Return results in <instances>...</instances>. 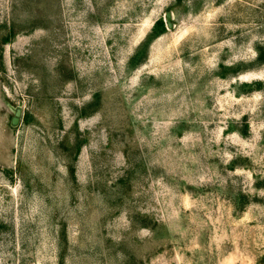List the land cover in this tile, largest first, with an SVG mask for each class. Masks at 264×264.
Wrapping results in <instances>:
<instances>
[{"label":"rangeland","instance_id":"obj_1","mask_svg":"<svg viewBox=\"0 0 264 264\" xmlns=\"http://www.w3.org/2000/svg\"><path fill=\"white\" fill-rule=\"evenodd\" d=\"M0 264H264V0H0Z\"/></svg>","mask_w":264,"mask_h":264},{"label":"water","instance_id":"obj_2","mask_svg":"<svg viewBox=\"0 0 264 264\" xmlns=\"http://www.w3.org/2000/svg\"><path fill=\"white\" fill-rule=\"evenodd\" d=\"M166 22H167L169 28H173L174 27L173 16H172V12L171 11H168L166 13ZM17 114H19V111H18ZM16 120L17 119L15 118L14 119V122H16Z\"/></svg>","mask_w":264,"mask_h":264}]
</instances>
